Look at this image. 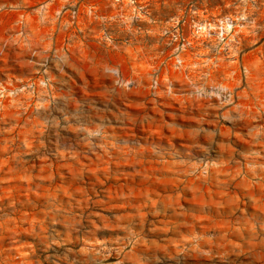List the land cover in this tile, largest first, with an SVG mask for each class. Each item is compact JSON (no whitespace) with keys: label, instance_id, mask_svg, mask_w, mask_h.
<instances>
[{"label":"rangeland","instance_id":"rangeland-1","mask_svg":"<svg viewBox=\"0 0 264 264\" xmlns=\"http://www.w3.org/2000/svg\"><path fill=\"white\" fill-rule=\"evenodd\" d=\"M0 264H264V0H0Z\"/></svg>","mask_w":264,"mask_h":264},{"label":"built area","instance_id":"built-area-1","mask_svg":"<svg viewBox=\"0 0 264 264\" xmlns=\"http://www.w3.org/2000/svg\"><path fill=\"white\" fill-rule=\"evenodd\" d=\"M134 2V1H133ZM73 14H75V11H73Z\"/></svg>","mask_w":264,"mask_h":264}]
</instances>
